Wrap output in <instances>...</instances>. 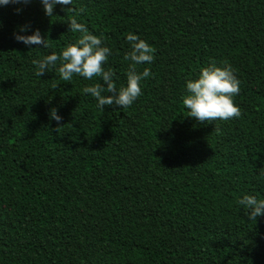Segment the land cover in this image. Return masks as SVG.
Here are the masks:
<instances>
[{"label": "trees", "instance_id": "1", "mask_svg": "<svg viewBox=\"0 0 264 264\" xmlns=\"http://www.w3.org/2000/svg\"><path fill=\"white\" fill-rule=\"evenodd\" d=\"M73 18L111 49L117 89L128 32L154 48L131 106L98 108L82 89L103 81H64L59 61L35 75L80 36ZM21 26L47 46L15 40ZM209 61L239 80L238 118L188 116L184 82ZM245 194L264 199V0L0 6V264H264V215L248 217Z\"/></svg>", "mask_w": 264, "mask_h": 264}, {"label": "clouds", "instance_id": "2", "mask_svg": "<svg viewBox=\"0 0 264 264\" xmlns=\"http://www.w3.org/2000/svg\"><path fill=\"white\" fill-rule=\"evenodd\" d=\"M15 2L17 0H0V6ZM23 2L28 3L29 0ZM40 3L45 15L50 17L55 6H70L73 0H40ZM69 30L79 33L80 36L74 42L68 43L59 56L52 53L34 60L35 75L43 76L50 66L55 67L59 61L61 66L57 71L64 81H70L74 74L85 80H92L96 76L103 81V84L86 85L82 89L83 93L95 99L98 108L103 109L104 106L111 105L120 108L131 106L142 95V80L151 76L150 68L145 67L142 72H138L135 66L151 65L154 61V48L138 34L128 32L124 39L130 50L125 54L124 60L130 62L129 69L125 83L117 89L114 84L115 73L103 67L111 55V49L103 46L102 39L90 33L88 28L75 18L69 22ZM27 31V28L21 26L19 31L14 33V39L25 46H47L39 30H33L30 35L19 34ZM184 89L182 103L188 110V116L200 122L228 120L238 118L241 114L233 100L239 93V80L226 62L218 66L216 62L209 61L206 66L199 68L195 78L185 80ZM105 92L107 95L103 94ZM49 115L56 122L61 119L55 109H52ZM238 204L244 207L251 219L255 220L256 217L264 215V199L245 194L238 200Z\"/></svg>", "mask_w": 264, "mask_h": 264}]
</instances>
